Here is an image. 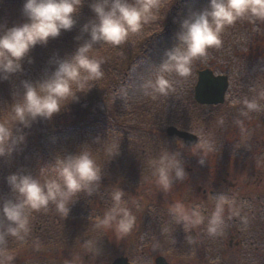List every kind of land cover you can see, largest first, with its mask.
<instances>
[{
    "label": "trees",
    "instance_id": "trees-1",
    "mask_svg": "<svg viewBox=\"0 0 264 264\" xmlns=\"http://www.w3.org/2000/svg\"><path fill=\"white\" fill-rule=\"evenodd\" d=\"M91 2L84 0L76 14V24L70 30H62L46 44L34 46L23 58L21 71L0 79V116L7 115L12 103L22 99L25 81L36 83L48 78L60 62L71 58L81 45L91 40L90 31L84 29L95 19L89 7ZM22 4L23 0H0V33L5 27L23 22ZM208 5L209 0H174L170 10L167 7L162 10L165 19L148 24L149 30L144 26L141 33L131 34L128 44L94 43L89 55L103 60L104 71L103 78L95 81L91 88L96 90V97H85L87 93H93L91 90L86 94L79 93L76 107H71L70 102L69 108H63L51 119L38 117L28 127L17 126L20 131L15 133V138L18 140L23 136V141L14 145L12 153L0 156V209L6 200L20 199L7 182L10 174H30L44 183L47 177L55 174L53 169L58 156L87 149L103 170V179L93 185L91 194L81 192L75 197L66 219L52 203L47 210L25 209L30 231L23 239L6 235L0 248L9 253L21 248L32 249L31 257L36 261H22L21 264H68L58 260V256L68 248L83 245L87 239L97 242L98 252L107 253V246L103 248L107 240L104 231L93 226L92 218L103 217L105 210L113 205L112 194L120 189L124 191L122 206L131 209L137 217L140 232L147 241L153 239L158 249L166 240L171 246L176 242L185 248H189L191 242H200L199 248L210 243L212 237L207 233V222L193 231V239L188 238L183 224L175 223L169 212L170 204H165L162 193L155 189L149 161L165 149L179 152L185 170L190 174L192 163L183 156L182 150L189 147L181 148L183 141L168 135L166 128L175 125L198 132L203 138L205 131L220 126L211 118L212 114L216 116L215 105H201L194 98L197 72L201 68L218 65L221 73L233 79L229 89V92L233 90L231 96L240 101L246 97L258 99L261 109L253 112L264 113V99H259L260 93L264 92V48L261 50L264 47V21L246 16L225 26L221 33L222 45L211 47L206 55L195 58L189 76L164 73L174 87L167 96L156 94L153 99L143 87L159 74L167 51L180 44L177 34L182 30V20L190 11L203 10ZM160 27L163 31H154ZM91 107L100 111L82 116V111ZM241 112L234 111L232 115L240 116ZM67 115L69 123H64L62 119ZM111 144H119V152L113 157L106 153ZM7 223L0 211V230ZM135 249L134 246L129 252L126 249L125 255L132 258ZM47 253L57 261L48 262Z\"/></svg>",
    "mask_w": 264,
    "mask_h": 264
},
{
    "label": "clouds",
    "instance_id": "clouds-1",
    "mask_svg": "<svg viewBox=\"0 0 264 264\" xmlns=\"http://www.w3.org/2000/svg\"><path fill=\"white\" fill-rule=\"evenodd\" d=\"M173 3L174 0H92L89 7L95 19L84 26L85 31H90L91 40L81 45L71 58L60 62L48 78L36 83L25 81L22 99L12 103L7 115L0 116V156L12 153L14 145L23 141V136L18 140L15 138V133L20 131L18 125L28 127L38 117L51 119L70 102L78 101L79 93L86 94L94 87L95 81L103 78V60L89 55L94 43L103 41L113 46L125 44L131 34L141 33L145 25L165 19L162 10L166 7L170 10ZM83 4L84 0H23V22L5 27L0 33V79H7L9 74L21 71L23 58L34 46L46 44L50 38L58 37L62 30H70L76 24V14ZM246 16L264 21V0H209L208 7L203 10L190 11L182 20V30L177 34L180 44L167 51V59L160 65L159 74L143 85L146 94L153 99L156 94L167 96L174 87L164 73L189 76L195 58L206 55L211 47L222 45L221 33L225 26ZM154 31H163V27ZM149 89L150 92L147 91ZM259 99H264V92L260 93ZM240 103L244 106L241 112L243 116L261 109L259 100L255 98L233 101V104ZM193 134L198 140L191 145L190 151L193 155L200 154L199 162L204 164L209 154L215 151L214 141L202 138L198 132ZM180 147H186L184 141ZM118 152L119 144L106 148V153L111 157ZM149 164L156 184L165 193L172 189L174 178L183 181L188 175L179 152L165 149ZM53 170L55 174L47 177L44 183L30 174L12 173L7 177L11 190L18 193L20 199L6 200L0 209L8 222L0 230V245L4 243L6 235L23 239L30 231L25 209L47 210L52 203L66 219L69 206L76 201L75 197L81 192L91 194L93 185L103 179V170L87 149L58 156ZM123 196L122 189L114 191L113 205L105 210L103 217L92 218L95 228L111 229L117 240L131 233L137 220L131 209L122 206ZM226 208L230 213L229 218L240 217L247 223V218L241 216V207L236 200L220 194L215 197V210L207 219L208 235L223 233ZM169 212L177 225L183 224L186 232L205 222V215L199 206L191 207L182 200L174 201L169 206ZM83 247L90 252L99 251L97 242L92 239L85 240ZM13 259L5 249L0 248V264H9Z\"/></svg>",
    "mask_w": 264,
    "mask_h": 264
},
{
    "label": "rangeland",
    "instance_id": "rangeland-1",
    "mask_svg": "<svg viewBox=\"0 0 264 264\" xmlns=\"http://www.w3.org/2000/svg\"><path fill=\"white\" fill-rule=\"evenodd\" d=\"M149 28L150 26H148V24L145 25V30H149ZM129 41L130 40H128V42ZM263 48L264 47L262 46L261 50ZM210 68L215 72L221 73V69L218 68V65L210 66ZM232 81L233 79L231 82ZM91 91L93 93H87L85 95L86 98L96 97L97 93L94 94V91L96 90ZM232 91L233 90H230L227 96V101L223 105L215 106L213 109V112L216 114V116L212 114L211 118L215 119L220 124V126L217 125L211 131L207 130L204 132L203 138L210 139L214 141L215 144V151L209 154L208 158L205 159V163L201 164L199 162L200 154L193 155L190 151V148L186 150L182 149L184 151L183 156L188 158L192 163L191 167L193 168V172L188 174L183 181H178L174 178L172 189L167 193H165L154 180V184L156 185L155 189L157 188V190L162 193L163 202L165 204L171 205L176 200H182L186 205L191 206L190 202L208 201L207 198L198 192V185L200 184L203 188H207L209 190L214 184V174H211V172H227V170L231 172H240L243 167V161L247 162L246 158L242 157V154L246 153V143L252 138H258L259 141L262 139L264 140V116H262L260 113H251L247 115L248 117L245 116L246 118H235L231 115L234 113V111L237 112L239 110L241 112V109L244 108L242 103L233 104V101H236L237 99L231 96ZM71 105V107H76V102L72 101ZM79 105L80 104H78V107H80ZM65 108H69V104ZM99 111L100 110L98 108L93 107L88 109L86 112L84 109L82 111L84 113L82 116H85L86 114L92 115ZM211 112L212 111L210 110V113ZM221 120H223L222 124L220 123ZM62 121L64 123H69V115L64 116ZM237 147L242 148L243 153L241 154V152L238 150V152L235 153L238 155H233V157H230L231 152L234 153V150ZM249 160L251 161H249L250 166H252L258 159L254 157L250 158ZM257 167L259 168V166ZM261 167L264 168L260 165V168ZM136 170L139 171V169ZM198 172H204V175L199 176ZM202 178L203 181L201 184L200 180ZM216 181L221 184L219 182V177ZM262 186H264V183H262ZM157 190H155V192H157ZM143 202H146L144 198ZM94 206L100 208L96 204H94ZM206 207H208V204ZM204 223H206V221ZM103 231L105 238L107 239L103 243V248L107 246V253L104 251L90 252L85 247H83L82 244H80L74 248H68L64 253L60 254L57 259L65 263L67 262L68 264H111V262L116 257L122 255L123 253L125 254L124 251L126 249H129L128 252L133 250V246L136 248L135 252H132L135 259L138 258L137 256L141 254V252L148 253L149 250L159 251L158 253L163 252L162 250L164 244L162 243V246L159 247L160 249H158V246L154 244L155 241L153 239H148L149 241H147V239L144 237L145 235L140 232L139 224L133 228L131 233L119 240H117L115 232L111 229H103ZM33 253V250L29 248H21L20 250L13 253L6 252L7 255L14 257V259L11 260L9 264H21L22 261L29 260L36 261L31 257ZM45 258L48 260V262H52L54 256L50 257V254L47 253Z\"/></svg>",
    "mask_w": 264,
    "mask_h": 264
},
{
    "label": "flooded vegetation",
    "instance_id": "flooded-vegetation-1",
    "mask_svg": "<svg viewBox=\"0 0 264 264\" xmlns=\"http://www.w3.org/2000/svg\"><path fill=\"white\" fill-rule=\"evenodd\" d=\"M251 113L255 114L253 111L248 114ZM261 115L264 116V113ZM246 117L238 115L235 118ZM246 144L245 154H242V148L238 147L230 154V157L238 155L235 153L239 150L242 157L246 158L247 162L243 161L241 171L211 172L214 174L213 186L209 190L200 184L197 187L198 192L208 201L190 203L191 207L199 206L202 209L207 222L215 210V197L220 194L227 195L236 200L241 207V216L247 218V223L245 224L240 217L229 218L230 213L226 208L223 233L216 236L209 235L212 240L205 245V248H199L200 242H191L190 247L185 248L176 242L171 246L166 240L162 253L156 250L141 252L137 259L134 257L130 259L132 264H156L157 258L161 256L172 264H264V186H262L264 168H260V165L264 167V140L252 138ZM254 157L258 160L250 166L249 159ZM198 173L199 176L204 175V172ZM218 177L221 184L216 181ZM202 181L203 178L200 180L201 184ZM182 228L184 229V226ZM194 230L187 232L190 236L188 238L193 239L191 235Z\"/></svg>",
    "mask_w": 264,
    "mask_h": 264
},
{
    "label": "water",
    "instance_id": "water-1",
    "mask_svg": "<svg viewBox=\"0 0 264 264\" xmlns=\"http://www.w3.org/2000/svg\"><path fill=\"white\" fill-rule=\"evenodd\" d=\"M229 86V78L224 74H215L210 68L202 69L198 72V82L195 86V99L201 104H219L225 101L226 91ZM170 136H177L185 142L187 146L197 142L198 137L190 131L179 129L176 126L167 127ZM112 264H132L129 258L121 256L116 258ZM156 264H172L167 262L165 257L157 258Z\"/></svg>",
    "mask_w": 264,
    "mask_h": 264
}]
</instances>
